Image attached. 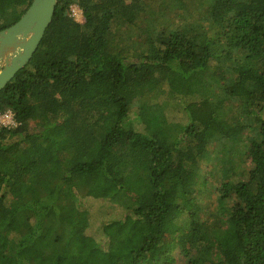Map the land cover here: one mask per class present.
<instances>
[{
	"label": "trees",
	"instance_id": "trees-1",
	"mask_svg": "<svg viewBox=\"0 0 264 264\" xmlns=\"http://www.w3.org/2000/svg\"><path fill=\"white\" fill-rule=\"evenodd\" d=\"M167 1L178 26L152 0H60L0 92V264H179L169 236L181 264H264V0ZM31 2L0 0V31ZM87 198L123 210L100 242Z\"/></svg>",
	"mask_w": 264,
	"mask_h": 264
},
{
	"label": "water",
	"instance_id": "water-1",
	"mask_svg": "<svg viewBox=\"0 0 264 264\" xmlns=\"http://www.w3.org/2000/svg\"><path fill=\"white\" fill-rule=\"evenodd\" d=\"M60 0H32L22 17L0 31V92L32 59Z\"/></svg>",
	"mask_w": 264,
	"mask_h": 264
},
{
	"label": "rangeland",
	"instance_id": "rangeland-1",
	"mask_svg": "<svg viewBox=\"0 0 264 264\" xmlns=\"http://www.w3.org/2000/svg\"><path fill=\"white\" fill-rule=\"evenodd\" d=\"M165 1V5L167 6L168 1L167 0H152L151 2V9L154 10L155 12L159 13L160 16H156L158 18V21L162 23V21L167 20L168 23L170 24H174V26H178L179 25V18L177 13L171 9L169 10V8H165L162 10V3ZM72 9H79L78 6H72ZM162 10L161 14L160 11ZM72 14V11H71ZM197 11H191V16L192 15H196ZM164 16V17H163ZM78 20H80V22L83 21V16L80 12H78ZM176 24V25H175ZM168 24L165 23L163 26H167ZM129 28L124 27L122 28V30H128ZM198 82L196 81H192L187 80V81H183L182 79H179L178 77H175L173 79H171L169 84H165L164 89L168 92L169 90L175 89L177 92L181 93V95H185V94H189L190 92L193 91V88L195 87V85H197ZM160 99V98H159ZM161 101H163V98L160 99ZM165 100V99H164ZM188 99H181L179 98L178 100L176 99L171 100V104L169 105V108L167 109V112L169 113V116L171 118V120H178L179 122H185L186 118L183 114L182 108H181V104H184L185 102H188ZM211 166L207 169L206 166H203V170L207 171L210 170ZM210 189H212V185L209 186ZM215 193L210 195L209 197H206L205 200H209V198L214 199L215 198ZM204 196V195H203ZM208 196V195H207ZM207 200V201H208ZM206 201V202H207ZM83 205H81V209L83 210H88L90 212V218H91V226L87 231L88 235L93 236L96 241L100 242V238L102 237L101 233H100V228L101 225L105 222H109L112 220H120L119 218H121L123 216V210L120 207L114 206L111 203H109V201H105V200H95L93 198H87L86 200H83ZM112 205V206H111ZM166 242L171 246L170 248H173V257L175 258V260L177 261V263L181 264V260L180 257L178 255V246H175L176 243V239L175 236H169L166 239ZM104 245V244H102ZM105 248V247H104ZM150 261V259H149ZM151 262V261H150Z\"/></svg>",
	"mask_w": 264,
	"mask_h": 264
},
{
	"label": "built area",
	"instance_id": "built-area-1",
	"mask_svg": "<svg viewBox=\"0 0 264 264\" xmlns=\"http://www.w3.org/2000/svg\"><path fill=\"white\" fill-rule=\"evenodd\" d=\"M72 16L77 20H78V12H80V9H72ZM17 124L14 120V115L12 112L8 111L5 113H1L0 112V127H6V128H12V127H16Z\"/></svg>",
	"mask_w": 264,
	"mask_h": 264
}]
</instances>
